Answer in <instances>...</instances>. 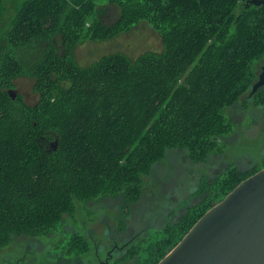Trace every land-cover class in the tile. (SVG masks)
<instances>
[{"label": "trees", "instance_id": "1", "mask_svg": "<svg viewBox=\"0 0 264 264\" xmlns=\"http://www.w3.org/2000/svg\"><path fill=\"white\" fill-rule=\"evenodd\" d=\"M248 1L109 0L119 16L107 24L96 0H0V246L52 230L98 195H119L129 209L169 149L205 162L264 56V4ZM142 20L162 51L80 64L81 42ZM22 76L34 80L35 103L10 94ZM229 169L225 193L258 171Z\"/></svg>", "mask_w": 264, "mask_h": 264}, {"label": "rangeland", "instance_id": "2", "mask_svg": "<svg viewBox=\"0 0 264 264\" xmlns=\"http://www.w3.org/2000/svg\"><path fill=\"white\" fill-rule=\"evenodd\" d=\"M96 1L106 7L107 24L118 18L117 5L109 0ZM91 20L92 14H89L87 24ZM162 50L160 32L149 21L142 20L112 39L81 42L76 55L80 64L87 65L110 52L120 51L136 58L146 51ZM256 79L254 76L239 102L225 109L231 130L220 138L219 145L205 162H194L185 149H169L167 156L155 164L152 174L145 177L144 194L129 209L123 208L119 195H98L80 202L75 213L65 214L52 230L23 235L0 246V264L159 262L215 204L213 201L217 203L227 195L222 180L229 168L259 170L264 167V104L256 101L257 92L264 91V87L254 91ZM15 83L16 92H21L27 103L38 100L32 78L22 76ZM206 191H209L207 200L203 199ZM187 213V220L178 226ZM115 244L123 248L114 249L108 258Z\"/></svg>", "mask_w": 264, "mask_h": 264}, {"label": "water", "instance_id": "3", "mask_svg": "<svg viewBox=\"0 0 264 264\" xmlns=\"http://www.w3.org/2000/svg\"><path fill=\"white\" fill-rule=\"evenodd\" d=\"M156 264H264V167L210 207Z\"/></svg>", "mask_w": 264, "mask_h": 264}, {"label": "flooded vegetation", "instance_id": "4", "mask_svg": "<svg viewBox=\"0 0 264 264\" xmlns=\"http://www.w3.org/2000/svg\"><path fill=\"white\" fill-rule=\"evenodd\" d=\"M254 71H255V77L257 79L254 82L252 89L253 90L255 89L254 91H258L259 89L264 87V56L261 59H259L257 62H255ZM121 248H123V245L119 246L118 244H115L114 247L109 251L108 258L111 256L112 254L111 252L114 249H121ZM101 263L103 262L101 261Z\"/></svg>", "mask_w": 264, "mask_h": 264}]
</instances>
